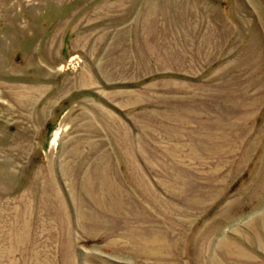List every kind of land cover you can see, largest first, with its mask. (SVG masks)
<instances>
[{"label":"rangeland","instance_id":"obj_1","mask_svg":"<svg viewBox=\"0 0 264 264\" xmlns=\"http://www.w3.org/2000/svg\"><path fill=\"white\" fill-rule=\"evenodd\" d=\"M0 264H264V0H0Z\"/></svg>","mask_w":264,"mask_h":264}]
</instances>
